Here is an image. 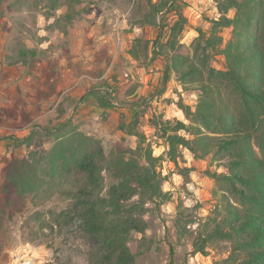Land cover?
<instances>
[{"label": "rangeland", "instance_id": "374dc122", "mask_svg": "<svg viewBox=\"0 0 264 264\" xmlns=\"http://www.w3.org/2000/svg\"><path fill=\"white\" fill-rule=\"evenodd\" d=\"M218 1L0 0V264H107L103 248L77 218H58L71 203L60 193V173H49L61 140L96 154L99 146L126 157L151 149L159 158L164 195L160 207L149 202L142 210L146 230L131 233L135 264H225L234 240L214 238L204 252L195 251L194 242L226 213L228 197L235 202L227 181L221 187L212 176L227 170L213 154L196 157L184 147L171 158L172 130L163 127L166 120L192 124L180 97L196 110L204 96L202 81L183 83L171 62L174 55L195 57L199 29L207 37L222 36L210 64L227 69L223 48L233 27H214L222 15ZM177 10L187 21L172 48L168 26ZM236 12L231 7L227 16ZM22 49L37 53L23 55ZM87 97L90 105L82 108ZM23 159L39 160L33 163L39 166L36 188L11 194L7 171ZM185 167L194 169L185 175ZM103 175L106 195L111 175Z\"/></svg>", "mask_w": 264, "mask_h": 264}, {"label": "trees", "instance_id": "16d2710c", "mask_svg": "<svg viewBox=\"0 0 264 264\" xmlns=\"http://www.w3.org/2000/svg\"><path fill=\"white\" fill-rule=\"evenodd\" d=\"M218 3L222 15L213 20L214 27H233L232 37L223 48L227 69L218 70L210 64L212 50L222 44V36L207 37L199 29L200 36L193 43L195 57H183V61L174 55L171 62L183 83L202 81L200 89L204 96L196 110L180 97L179 106L192 124L166 120L163 127L165 133L168 128L172 130L167 135L171 158L177 159L180 147H184L196 157L213 154L218 159L227 172H215L212 176L221 187L227 181L236 202L225 196L226 213L210 232L198 233L194 250L204 252L214 238L232 239L225 264H264V0ZM231 7L237 9L233 17L227 16ZM155 10L162 11V7ZM177 13V20L168 26L167 43L172 48H176V35L187 21L182 12ZM36 51L22 49L21 53L36 55ZM187 60L190 62L184 68L182 63ZM180 130L195 137L186 138L178 133ZM70 143L61 140L50 155L49 173L55 178L60 173L61 182L69 177L74 180L68 186L59 181L61 195L71 203L58 218H77L83 230L103 248L107 264H135L138 254L130 248L131 233L146 230L148 222L142 210L149 202L160 207L164 195L165 178L156 168L159 158L151 149L126 157L125 152L108 155L101 146L97 154L95 149H71ZM38 161L11 162L6 182L11 194H25L36 188L39 166L34 167L33 163ZM193 169L183 168L185 175ZM103 171L111 175L106 195H102ZM135 196H139L137 204L131 202Z\"/></svg>", "mask_w": 264, "mask_h": 264}, {"label": "crops", "instance_id": "0c3cea01", "mask_svg": "<svg viewBox=\"0 0 264 264\" xmlns=\"http://www.w3.org/2000/svg\"><path fill=\"white\" fill-rule=\"evenodd\" d=\"M76 93H77V92H75V95H76ZM83 94H84V93H82V94H80V96H78L79 99L82 98V95H83ZM90 100H92V99H90L89 97H87L86 99H83V104H82L81 107L83 108L85 105H90V104H89ZM84 103H85V104H84ZM85 107H86V106H85Z\"/></svg>", "mask_w": 264, "mask_h": 264}, {"label": "built area", "instance_id": "2783aa9c", "mask_svg": "<svg viewBox=\"0 0 264 264\" xmlns=\"http://www.w3.org/2000/svg\"><path fill=\"white\" fill-rule=\"evenodd\" d=\"M114 104H118L117 102H113Z\"/></svg>", "mask_w": 264, "mask_h": 264}]
</instances>
